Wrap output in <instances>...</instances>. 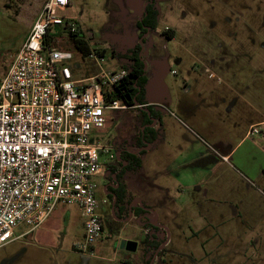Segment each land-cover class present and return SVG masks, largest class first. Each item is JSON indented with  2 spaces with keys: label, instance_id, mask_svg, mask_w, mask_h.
Listing matches in <instances>:
<instances>
[{
  "label": "rangeland",
  "instance_id": "rangeland-1",
  "mask_svg": "<svg viewBox=\"0 0 264 264\" xmlns=\"http://www.w3.org/2000/svg\"><path fill=\"white\" fill-rule=\"evenodd\" d=\"M44 1L0 0V74ZM145 1L73 0L61 14L76 18L78 37L90 53L103 51L101 67L115 68L119 62L112 50L123 53L139 43L136 22ZM153 4L159 11L157 24L140 45L146 100L162 105L161 124L151 149L141 154V167L125 174L132 195L144 198L150 205L145 208L165 227L164 246L148 250L144 228L149 226L136 221L137 212H131V221L108 218L111 202L102 192L108 179L97 176L91 181L104 231L92 245V255L73 249L84 227L77 206L58 202L39 228L43 238L29 234L1 246L0 264H264V181L239 174L218 157L264 112V0ZM167 29L172 37L165 34ZM54 42L72 53L68 66L74 79L98 71L94 59L83 56L68 37ZM233 90L245 94L258 112L234 97ZM105 116L103 130H93L97 139L133 142L141 114L105 110ZM247 146L243 143L237 154ZM27 229L22 225L17 233ZM122 240L136 243V249L121 248Z\"/></svg>",
  "mask_w": 264,
  "mask_h": 264
},
{
  "label": "built area",
  "instance_id": "built-area-1",
  "mask_svg": "<svg viewBox=\"0 0 264 264\" xmlns=\"http://www.w3.org/2000/svg\"><path fill=\"white\" fill-rule=\"evenodd\" d=\"M70 2H43L25 40L0 74V247L39 227L56 203L62 202L76 205L84 219L82 238L73 249L92 255V245L103 235L104 225L96 212L91 178L106 176L102 192L113 205L119 182L112 168L127 165L125 155L141 156L152 146L149 142H102L93 134L105 127V110L139 114L147 111L148 104L127 106L118 99H105V92L118 84L125 70L102 68L100 54L89 55L99 67L95 74L73 78L68 66L72 53L54 42L69 33L78 36L76 18L61 14ZM145 35L138 38L139 45ZM159 124L158 117H152L148 124H138L137 135ZM258 133L256 125L248 131L249 135ZM100 155L105 160L101 161ZM111 214L118 220L113 206ZM131 214L129 211L126 217ZM155 220L150 214L151 226L145 234L158 226ZM22 225L28 229L18 234ZM153 236L165 242L167 232L158 226Z\"/></svg>",
  "mask_w": 264,
  "mask_h": 264
},
{
  "label": "trees",
  "instance_id": "trees-1",
  "mask_svg": "<svg viewBox=\"0 0 264 264\" xmlns=\"http://www.w3.org/2000/svg\"><path fill=\"white\" fill-rule=\"evenodd\" d=\"M158 15L159 11L153 5V3H148L146 6H144L143 13L136 22V26L139 30L138 37H141L144 33H147L148 30L154 29L156 27ZM165 34L169 37H172L173 31L171 29H167ZM68 39L72 41L74 46L81 52L83 56L90 55V49L83 38L78 37L76 34L69 33ZM102 53L103 51L99 52L100 55H103ZM111 56L118 60L119 64L117 67L124 69L125 75L119 80L118 84H115L112 87L110 92H105V99L107 101L118 99L127 106H132L135 103H143L146 97V75L144 71V61L141 57V46L137 44L134 47L127 49V51L123 53H117L116 51L112 50ZM146 110L147 113L142 112V125L148 124L150 118L152 117H158L160 121L159 113L155 111L153 107H148ZM158 134V130L147 128L146 130L138 133L136 141L138 143H152L156 140ZM125 159L128 162L127 165H122L120 168H112V171L115 173L119 182L118 188H116L113 192L115 195V200L113 203L115 207L117 204H119V213L120 211L123 213L126 210V207L123 206L125 185L123 184L121 177L126 170H134L140 167L141 163V156L127 154L125 155ZM134 212H137L138 217L140 218L146 217V215L150 214L147 210L141 207H138ZM146 223L148 226H151L148 220L141 222V225H146ZM152 228L154 230L153 232L158 230V226H152ZM153 232L146 234V238L150 235L152 237L151 240H148V243L146 242L147 239H144L148 250L151 251L157 249L163 243L153 236Z\"/></svg>",
  "mask_w": 264,
  "mask_h": 264
},
{
  "label": "crops",
  "instance_id": "crops-1",
  "mask_svg": "<svg viewBox=\"0 0 264 264\" xmlns=\"http://www.w3.org/2000/svg\"><path fill=\"white\" fill-rule=\"evenodd\" d=\"M72 2H73V0H71V2H70V7L73 6ZM36 15H37V13H36ZM207 78H210L211 80L214 79L212 75H207ZM214 80H216L217 82H221V79H219V77L217 79H214ZM225 87H228L231 89V86L229 84H225ZM233 95H234V97L243 99L245 104L247 103L246 105H250V107H253L254 110L258 112V110H256V109L259 107L255 106V105L254 106L251 105L246 100L247 97L245 96V94H242L241 91L233 90ZM143 103L148 104V107H153V109L159 113L160 124H161V114L159 112L160 109L158 107H160L162 105L161 104L160 105L159 104H157V105L153 104L152 102H149L148 100H146V97H145ZM166 109H169V108L166 106ZM112 111H114V110H112ZM143 112L147 113V111H143ZM168 112L170 113L169 110H168ZM139 114L142 115V113H139ZM141 118H143V115ZM106 122H107V116H106ZM140 123H141V121L139 122V124ZM105 125H106V123H105ZM254 125L258 126L260 133L254 134V135H249L248 131H249L250 127L254 126ZM101 130H103V129H101ZM136 139H137V135L133 139V142H129L128 140H123L121 143H123V144H140L136 141ZM249 140H252V141H249ZM243 143H247L248 146L245 149L241 150L239 152V154H237V152L239 151V149ZM252 148H254V149H252ZM236 154H237V156H236ZM218 157L220 158L222 163H225L228 165L230 164L229 167H232L233 169L238 171L239 174H241V175L246 174V175L252 177L253 179H257V180L259 179L263 182L264 181L263 180V177H264V112L259 113L258 119L253 120L249 123L245 134L242 136L240 141L234 147L227 149L226 153H222ZM231 160L238 162L243 167L242 168L237 167L238 168L237 169L236 166L233 163H231ZM141 165H142V158H141L140 167H141ZM140 167H138L134 170H130V171H135V170L139 169ZM126 172H127V170L123 173V175L121 177V180L123 181V184L125 185V189H124L125 190V197H124V203H123V206L126 207L125 213H128L129 211L134 212L138 207H141V208H144L145 210H147L150 214H152L150 212L151 210L145 208V207H147V208L150 207V205H147L145 203V199L142 197H139L137 195H132V193L130 192L129 187H128V183H127L126 174H125ZM134 200H137L138 204H133L132 202ZM112 206L113 205L111 203V210H112ZM129 206H130V208H129ZM150 214H148V215H146V217H142V218L137 217L136 221L140 224H141V222L146 221V220H148V222H150ZM133 217H134L133 214H131V216H129V217H124V221H131L134 219ZM108 218L113 222L120 221V219L115 220L112 216H109ZM46 220H47V218H46ZM46 220L44 221V223L46 222ZM43 224H41L39 227H37L36 229L31 231L29 234H33L36 236V238L38 240H41L43 238V231L39 230V228ZM83 232H84V227L82 230V235H83ZM144 233H145V229H144ZM29 234H27V235H29ZM148 240H149V237H148Z\"/></svg>",
  "mask_w": 264,
  "mask_h": 264
},
{
  "label": "water",
  "instance_id": "water-1",
  "mask_svg": "<svg viewBox=\"0 0 264 264\" xmlns=\"http://www.w3.org/2000/svg\"><path fill=\"white\" fill-rule=\"evenodd\" d=\"M129 208H130V206H129ZM155 224L158 225V226H160V227H162V228H165L164 226L158 224L156 220H155ZM119 246L121 248H123V249L128 250V251H134L136 249V243L131 242V241H126V240H122L120 242V245ZM163 246H164V243L161 244L160 248L163 247Z\"/></svg>",
  "mask_w": 264,
  "mask_h": 264
},
{
  "label": "flooded vegetation",
  "instance_id": "flooded-vegetation-1",
  "mask_svg": "<svg viewBox=\"0 0 264 264\" xmlns=\"http://www.w3.org/2000/svg\"><path fill=\"white\" fill-rule=\"evenodd\" d=\"M153 2H154V0H146L144 6H146L148 3H153ZM153 5H154V4H153ZM154 6H155V5H154ZM143 9H144V8H143ZM141 15H142V14H141ZM140 17H141V16H140ZM113 207L116 208L114 204H113ZM115 211H117L116 213H118V214H117V215H118V219H121L122 217H123V218L126 217V213H125V212H123V215H120V213L118 212V208H116ZM163 243H165V242H163ZM163 243H162V244H163Z\"/></svg>",
  "mask_w": 264,
  "mask_h": 264
}]
</instances>
